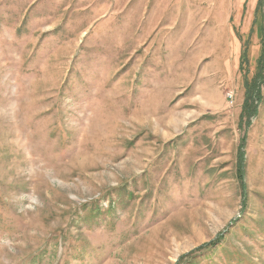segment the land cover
<instances>
[{
	"label": "rangeland",
	"instance_id": "rangeland-1",
	"mask_svg": "<svg viewBox=\"0 0 264 264\" xmlns=\"http://www.w3.org/2000/svg\"><path fill=\"white\" fill-rule=\"evenodd\" d=\"M263 53L264 0H0V264H264Z\"/></svg>",
	"mask_w": 264,
	"mask_h": 264
},
{
	"label": "trees",
	"instance_id": "trees-1",
	"mask_svg": "<svg viewBox=\"0 0 264 264\" xmlns=\"http://www.w3.org/2000/svg\"><path fill=\"white\" fill-rule=\"evenodd\" d=\"M262 56H261V61H260V63H262V61H264V53L263 54H261ZM260 67H261V65H259V67H258V70H257V72H256V74L252 77V79H251V81L249 82V86H248V93L246 94V100L248 99V100H252L253 99V97H256V96H259V87H258V79L260 80L259 82H263V78L261 77V75H260V70L263 68V66H262V68L260 69ZM254 108H255V106H247V104H244V109H245V113H248L249 114V111L250 110H252V111H255L254 110Z\"/></svg>",
	"mask_w": 264,
	"mask_h": 264
},
{
	"label": "built area",
	"instance_id": "built-area-1",
	"mask_svg": "<svg viewBox=\"0 0 264 264\" xmlns=\"http://www.w3.org/2000/svg\"><path fill=\"white\" fill-rule=\"evenodd\" d=\"M230 97H231V95H230Z\"/></svg>",
	"mask_w": 264,
	"mask_h": 264
}]
</instances>
